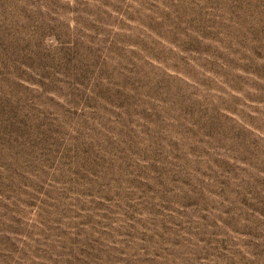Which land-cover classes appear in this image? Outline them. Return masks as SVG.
I'll list each match as a JSON object with an SVG mask.
<instances>
[{
  "label": "rangeland",
  "instance_id": "1",
  "mask_svg": "<svg viewBox=\"0 0 264 264\" xmlns=\"http://www.w3.org/2000/svg\"><path fill=\"white\" fill-rule=\"evenodd\" d=\"M0 264H264V0H0Z\"/></svg>",
  "mask_w": 264,
  "mask_h": 264
}]
</instances>
